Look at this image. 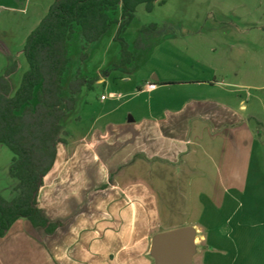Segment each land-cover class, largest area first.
<instances>
[{
  "label": "rangeland",
  "instance_id": "1",
  "mask_svg": "<svg viewBox=\"0 0 264 264\" xmlns=\"http://www.w3.org/2000/svg\"><path fill=\"white\" fill-rule=\"evenodd\" d=\"M54 2L0 0V74L17 62L18 70L12 75L17 87L27 70L22 52L25 41ZM150 24H157L158 30L148 48L135 50L141 28ZM116 31L112 27L90 45L85 61L80 59L82 37L74 36L64 94L81 69L82 75L103 81L84 92L79 102L86 97L95 109H115L113 116L126 118L129 111L138 116L162 112L169 122L164 110H174L190 96L198 97L199 89L178 86L140 94L144 82L156 77L175 82L216 77L225 84L201 96L224 109L225 126L210 121L219 136L207 137L203 152L192 153L188 163L193 180L203 172L208 183L189 185L186 202L173 200L177 213L165 230L198 222L204 230L196 233L197 257H205L208 264H264V0H158L150 12L141 5L124 34L134 54L127 67H115L120 60V46L113 40ZM102 96L106 102H101ZM72 117L66 126L73 129ZM143 138L140 142L147 150L150 144ZM12 157L0 145V196L7 200L12 199L16 184L9 176ZM205 237L204 244L201 238Z\"/></svg>",
  "mask_w": 264,
  "mask_h": 264
},
{
  "label": "crops",
  "instance_id": "2",
  "mask_svg": "<svg viewBox=\"0 0 264 264\" xmlns=\"http://www.w3.org/2000/svg\"><path fill=\"white\" fill-rule=\"evenodd\" d=\"M184 81L156 77L139 88L140 94L178 86L199 89L198 97L164 110L169 122L162 112L138 116L129 111L126 118L113 116L115 109H95L86 97L78 102L73 129L65 124L66 143L58 147L38 197L47 219L62 226L47 234L27 220L16 221L0 239V264H155L152 239L170 226L177 213L173 202H186L192 183H208L203 172L193 180L191 156L203 152L209 136H219L210 121L225 126L224 109L201 97L225 84L216 77ZM152 83L156 89L148 90ZM142 138L149 141L147 150ZM191 226L196 233L204 230L198 222ZM201 239L207 242V237ZM193 262L208 264L197 253Z\"/></svg>",
  "mask_w": 264,
  "mask_h": 264
},
{
  "label": "trees",
  "instance_id": "3",
  "mask_svg": "<svg viewBox=\"0 0 264 264\" xmlns=\"http://www.w3.org/2000/svg\"><path fill=\"white\" fill-rule=\"evenodd\" d=\"M157 1L55 0L25 41L22 52L27 70L18 89L14 91L10 81L18 70L17 62L0 77V145L13 155L9 176L16 181L12 199L0 196V239L20 219L47 234L62 226L47 219L38 197L55 164L58 147L66 143L67 119L83 93L93 91L97 82L78 69L68 84V94H64L74 36L79 33L82 37L80 59L85 61L88 47L117 27L113 40L120 46V60L115 67L129 66L134 54L124 34L138 7L143 5L150 12ZM157 30V24L143 26L134 49L146 50Z\"/></svg>",
  "mask_w": 264,
  "mask_h": 264
},
{
  "label": "water",
  "instance_id": "4",
  "mask_svg": "<svg viewBox=\"0 0 264 264\" xmlns=\"http://www.w3.org/2000/svg\"><path fill=\"white\" fill-rule=\"evenodd\" d=\"M196 230L185 226L155 235L150 255L155 264H194Z\"/></svg>",
  "mask_w": 264,
  "mask_h": 264
},
{
  "label": "built area",
  "instance_id": "5",
  "mask_svg": "<svg viewBox=\"0 0 264 264\" xmlns=\"http://www.w3.org/2000/svg\"><path fill=\"white\" fill-rule=\"evenodd\" d=\"M147 89H148V90H155V89H156V85L153 84V83H152V84H149V85L147 86ZM101 99L103 100V99H105V97L102 96Z\"/></svg>",
  "mask_w": 264,
  "mask_h": 264
}]
</instances>
